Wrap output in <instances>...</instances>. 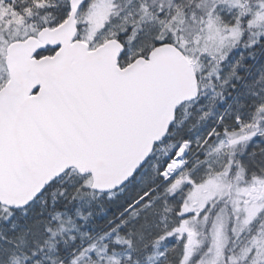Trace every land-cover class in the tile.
Returning <instances> with one entry per match:
<instances>
[{"label": "snow or ice", "instance_id": "6c2138e0", "mask_svg": "<svg viewBox=\"0 0 264 264\" xmlns=\"http://www.w3.org/2000/svg\"><path fill=\"white\" fill-rule=\"evenodd\" d=\"M0 264H264V0H0Z\"/></svg>", "mask_w": 264, "mask_h": 264}]
</instances>
